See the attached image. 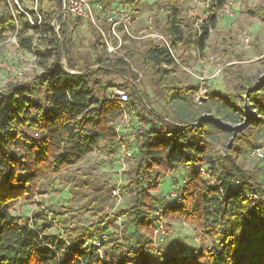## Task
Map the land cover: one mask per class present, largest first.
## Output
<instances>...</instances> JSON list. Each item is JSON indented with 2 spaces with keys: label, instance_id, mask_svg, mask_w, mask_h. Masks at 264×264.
I'll return each mask as SVG.
<instances>
[{
  "label": "trees",
  "instance_id": "trees-1",
  "mask_svg": "<svg viewBox=\"0 0 264 264\" xmlns=\"http://www.w3.org/2000/svg\"><path fill=\"white\" fill-rule=\"evenodd\" d=\"M22 1L35 3L17 0L18 4ZM120 1L94 2L111 7L121 5ZM43 2L37 0V7ZM48 2L57 8L62 6L60 0ZM178 2L168 0L166 8H158L166 16L163 31L173 49L189 43L203 55L209 29L215 25L214 13L223 8L226 0L214 1L206 24L193 39L185 36L188 26L180 17ZM126 4L134 7L135 1ZM1 5L4 11L0 17V43L15 34L21 51L35 53L41 72L26 83H11L0 91V264H264V181H259L254 172L241 169L234 159L214 162L207 157L205 139L220 126L214 119L213 126L205 129V119H196L190 110L177 122L168 121L145 106V95L137 90L135 78L128 80L130 71L122 59L98 56L94 66L83 72L76 71L69 61L65 63L70 49L67 24L56 12H44L39 7L38 11H22L14 2L9 8L6 0H0ZM26 14L39 24L30 29V23L24 21ZM19 24L21 30L17 29ZM36 44L44 51L36 50ZM100 45L105 49L103 41ZM143 58L155 67L173 63L167 49L154 45ZM111 77L124 82L116 87L127 94L126 102L108 100L106 92L112 85L105 87L102 80ZM164 80L158 78V90L167 89ZM95 90L102 92L101 97L95 95ZM241 90L245 92L244 106L251 101L259 107L258 112L264 110V98L259 92L264 90V77L257 86ZM210 99L213 118L231 122L240 118L241 108L231 109L233 101L227 96L212 93ZM125 115L135 124L144 125L133 139V203L120 213L130 217L127 237L112 245L99 238V251L84 243L90 234L102 236L107 232L106 215L98 216V222L87 228H65L63 234L58 230L51 233L59 218L55 212L49 219L43 209H38L25 223L12 215L15 204L30 202L39 194L42 180L74 166L100 142L114 147L119 134L117 123ZM246 118L251 125L261 122L252 116ZM200 162H205L208 170L199 167L186 180L180 187L178 202L165 206L159 195L151 193L158 190V175ZM200 169L204 176L209 173L210 183L203 180ZM250 194L255 198L249 199ZM91 202V210L102 214V200L95 197ZM159 208L163 209V219L173 218L192 226L210 247H201L193 257L168 256L160 247L164 239L154 240V231L161 221L156 215Z\"/></svg>",
  "mask_w": 264,
  "mask_h": 264
},
{
  "label": "rangeland",
  "instance_id": "rangeland-1",
  "mask_svg": "<svg viewBox=\"0 0 264 264\" xmlns=\"http://www.w3.org/2000/svg\"><path fill=\"white\" fill-rule=\"evenodd\" d=\"M43 1L39 8L44 12L54 11L57 16L60 15L61 10L59 11L60 8H57L55 3ZM128 1H135L134 7H129L126 4ZM197 1L200 0H179L176 4L181 19L188 26L185 36L189 39L199 34L198 25L207 19L208 15V9L198 7ZM120 3L130 13L136 32H147L150 29L149 33L165 34L163 28L166 16L164 12L158 11V8H166L168 0H121ZM226 3H231L232 17H225L218 11L213 12L215 25L209 29L203 55H199L188 43L173 49L174 59L170 66L159 67L144 61L146 50L154 45L149 38L139 41L123 39L120 49L108 53L106 48L103 49L100 45L103 40L92 24L76 19L63 21L60 18L67 24L70 47L65 63L68 64L69 61L76 71L83 72L94 66L98 56L112 60L122 59L130 71V74L126 75L128 80L133 81L135 78L137 90L145 95L146 107L168 121L177 122L183 114H190L191 110L195 112L196 119L201 116L205 119L202 122L205 129L211 128L215 122L218 123L219 127L215 125L217 132H212L204 138L207 157L214 162L224 158L234 159L241 169L254 172L255 177L263 182L264 164L250 158V152L264 143V110L258 112L259 107L251 101H247L248 106H244L245 92L241 89L257 86L264 77V0H226ZM19 7L22 11L39 9L28 1H22ZM3 11L1 5L0 17ZM148 17L152 19L150 23L147 21ZM29 19L31 20L30 15L29 18L25 17L24 21L29 22ZM32 27L30 24V29ZM17 29H22L21 24L17 25ZM27 35H30V32ZM11 37L12 35H8L7 40L0 43V91L11 83H26L41 72L36 65L35 53L21 51L18 45L9 42ZM244 38L250 39L249 46L244 44ZM40 47L36 44L35 49L44 51L43 47ZM158 68L161 69L160 72L157 71ZM161 76L167 84V89L163 91L158 90L157 86V80L162 78ZM102 83L105 87L112 85L106 92L109 94L117 91L116 86L124 82L111 77L104 78ZM95 92L97 97H101V91ZM259 92L264 98V90ZM212 93L222 94L233 101L231 109L238 111L239 107L241 108L237 122L213 118L210 99ZM243 113L246 116H241ZM247 116L255 117L261 122L258 126L251 125V122L246 121ZM134 124L128 115H125L117 123L119 134L114 147L100 142L96 149L74 166L56 177L42 180L39 194L30 202L21 201L15 204L12 215L21 223H25L33 218L38 209H43L49 219L53 217L52 212H55L59 217L55 222L59 234H63L65 228H87L98 222V216L106 215L107 232L102 233V236L90 234L85 243L93 246L100 238L106 243L111 242L112 245L122 237H127L126 228L130 217L120 213L130 208L133 203V156L132 161L128 162L127 171L121 174L119 171L123 159L122 149H127L131 155L134 153L135 144L130 139ZM240 129L242 130L238 133ZM199 167L208 170V165L200 162L190 167L178 166L171 174L158 175V190L151 193L159 195L165 203L166 197L183 187ZM203 180L211 182L208 172ZM95 197L102 200V214L92 211L91 201ZM164 226L166 234L160 247L170 257H193L201 247H210V243L203 240L199 232L188 224L165 218Z\"/></svg>",
  "mask_w": 264,
  "mask_h": 264
},
{
  "label": "built area",
  "instance_id": "built-area-1",
  "mask_svg": "<svg viewBox=\"0 0 264 264\" xmlns=\"http://www.w3.org/2000/svg\"><path fill=\"white\" fill-rule=\"evenodd\" d=\"M62 6L59 11L60 15L58 18H62L63 21L67 19H76L78 21L88 22L94 26L97 32L100 34L104 44L106 51L108 53L116 52L122 46L123 39H129L131 41H139L142 39L149 38L152 40L155 46L160 48L167 49L170 55L174 59V50L171 46V40L163 33H149L151 30L149 29L147 32H136L133 26V19L130 13L125 9L122 5H113L111 7H105L102 2H93L92 0H60ZM215 0H200L197 1L196 5L202 9H209ZM14 2L18 7L19 4L17 0H6V4L8 7H11V3ZM34 5L36 6L37 0H34ZM20 8V7H19ZM21 9V8H20ZM218 12L225 17H232L231 11V3H225L222 9ZM26 17L29 16L26 14ZM148 23L152 21L151 17L147 18ZM205 21V22H204ZM201 21L200 25H198V29L203 24H206V19ZM29 23L33 26L38 25L39 23H33L29 19ZM58 29L56 23H53ZM9 42H12L17 46V40L15 34L9 39ZM244 44L249 46L250 39L244 38ZM117 91L113 93H109L107 98L108 100L117 101L119 103H124L127 101V94L121 90L116 89ZM144 128V125L135 124L133 130L130 133V139H134L140 133V131ZM123 159L121 161V168L119 173H124L128 169V162H131V153L125 148L122 149ZM250 158H255L264 164V143L259 147H256L251 150ZM200 173L204 176L205 172L203 169H200ZM264 180V179H263ZM182 188L174 190L170 195L166 197L165 206L170 205L173 202H178L180 194L182 192ZM116 198H119L118 195L113 193ZM249 199L255 198L252 194L247 196ZM163 209L159 208L156 211V215L160 217V222L154 231V240L156 242L164 239L166 231L164 226V219L162 218ZM58 226L56 224L53 225L52 232L57 231ZM88 246V243H85V247ZM98 250L100 249V243H94V245ZM100 251V250H99Z\"/></svg>",
  "mask_w": 264,
  "mask_h": 264
},
{
  "label": "water",
  "instance_id": "water-1",
  "mask_svg": "<svg viewBox=\"0 0 264 264\" xmlns=\"http://www.w3.org/2000/svg\"><path fill=\"white\" fill-rule=\"evenodd\" d=\"M70 73H71V74H77L76 72H73V71H71Z\"/></svg>",
  "mask_w": 264,
  "mask_h": 264
},
{
  "label": "crops",
  "instance_id": "crops-1",
  "mask_svg": "<svg viewBox=\"0 0 264 264\" xmlns=\"http://www.w3.org/2000/svg\"><path fill=\"white\" fill-rule=\"evenodd\" d=\"M153 44V43H152ZM133 123H134V121H133Z\"/></svg>",
  "mask_w": 264,
  "mask_h": 264
}]
</instances>
